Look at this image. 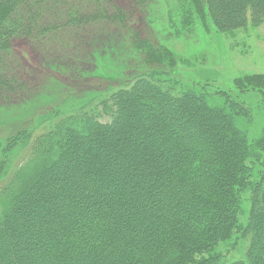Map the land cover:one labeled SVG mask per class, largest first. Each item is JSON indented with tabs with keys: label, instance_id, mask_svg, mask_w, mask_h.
Wrapping results in <instances>:
<instances>
[{
	"label": "trees",
	"instance_id": "16d2710c",
	"mask_svg": "<svg viewBox=\"0 0 264 264\" xmlns=\"http://www.w3.org/2000/svg\"><path fill=\"white\" fill-rule=\"evenodd\" d=\"M189 2L219 32L264 24V0ZM151 4L0 0V54L26 37L35 51L44 41L60 48L46 53L48 66L70 85L100 82V60L132 77L105 93L90 90L77 108L41 114L0 143V180L15 157L28 156L0 188V264H264V128L252 140L237 126L264 109V76L237 80L238 91L255 97L250 105L240 92L179 81V57L149 34ZM75 43L84 45L78 61L64 49ZM126 43L143 52L137 63L104 58ZM88 64L90 72L77 69ZM8 85L0 74V97H9ZM12 92L21 101L38 93ZM216 98L220 106L209 105Z\"/></svg>",
	"mask_w": 264,
	"mask_h": 264
},
{
	"label": "rangeland",
	"instance_id": "374dc122",
	"mask_svg": "<svg viewBox=\"0 0 264 264\" xmlns=\"http://www.w3.org/2000/svg\"><path fill=\"white\" fill-rule=\"evenodd\" d=\"M189 3V0H152L151 4L153 30L150 27L149 34L154 44L161 42L179 57L173 71L176 79L189 86L208 85L210 90H218L235 97L236 93L240 92L235 87L237 80L250 76H264V24L257 27L249 26L235 32H219L210 25L209 21L202 23L197 15L191 13ZM188 12L193 16L192 19L188 17ZM100 27L111 29V32L115 29L114 25ZM144 30L147 32V27ZM140 36L147 37L148 33L143 32ZM44 43L45 41L41 46ZM30 44L36 45V42L26 37L13 38L8 41L6 49L0 54V60H3L6 66L0 67L1 79L6 80L10 88L8 98L0 97V143L6 138L18 135L24 129L35 127L43 113L55 108L67 112L77 108L84 99L89 98L90 90L100 94L105 93L108 87L109 89L124 87L132 78L129 75L125 76L124 73L119 74L109 70V67L100 60L99 66L94 65V70L98 68L100 82L88 80L81 83L79 80H73V84L70 85L64 81L67 76H57L51 66H48L52 62L50 59L52 57L47 59V54L56 55V52L61 51L60 48L53 45L39 46L35 51ZM77 46L78 43H75L73 47L69 45L68 48H64L66 52L74 54V61H78L80 52L84 51L82 50L84 45L81 44V49ZM111 49L112 47L107 52ZM140 54L130 50V46L128 47L126 43V50L120 54L122 58L118 55V51L104 58H112L116 66L124 67L123 60H128L132 64L137 63L136 59ZM64 56L70 54L63 53L62 57ZM89 65H80L77 69L90 72V68L87 69ZM136 67H131L130 70ZM20 84H23V87L19 86ZM64 84L72 88H67ZM39 85L40 89H37ZM31 87L38 93L32 92L27 97V92L24 93L23 101L12 92L14 90V93L22 94L21 89ZM240 93L244 94L238 96L241 102L248 105L254 102L255 97L249 95V92ZM215 100L209 105L220 106L218 98ZM6 107V112L1 111ZM99 120L108 121L106 117ZM237 120H239L237 124L239 129L246 131L249 139H256L264 128V109L255 110L251 124L243 118ZM27 158L26 153L15 157L16 160L12 167L10 164L7 176L14 173L27 161ZM7 176L0 180V188L7 183ZM245 209L247 212V208Z\"/></svg>",
	"mask_w": 264,
	"mask_h": 264
}]
</instances>
